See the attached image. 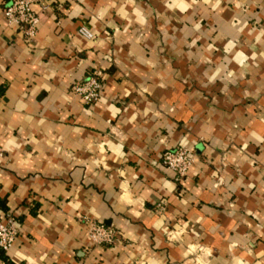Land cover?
I'll return each instance as SVG.
<instances>
[{"label": "crops", "instance_id": "crops-1", "mask_svg": "<svg viewBox=\"0 0 264 264\" xmlns=\"http://www.w3.org/2000/svg\"><path fill=\"white\" fill-rule=\"evenodd\" d=\"M47 1L25 39L0 0V264H264V0Z\"/></svg>", "mask_w": 264, "mask_h": 264}, {"label": "built area", "instance_id": "built-area-1", "mask_svg": "<svg viewBox=\"0 0 264 264\" xmlns=\"http://www.w3.org/2000/svg\"><path fill=\"white\" fill-rule=\"evenodd\" d=\"M32 5H37L41 11L49 7L47 0H8L2 9L7 24L16 28L25 39L34 37L39 24L38 14L32 9ZM77 31L87 39L92 37V34L82 26ZM100 87L101 75L95 71L84 80L74 83L70 92L79 96L83 103L91 104L98 100ZM3 152L0 146V157ZM160 161L166 169L173 173L174 180L179 181L186 175L192 164L193 155L186 147L176 146L165 149L161 153ZM161 209L162 205L156 204V210ZM80 221L86 227V236L91 245L109 246L118 238L119 232L110 225H104L88 217H83ZM16 234L17 226L13 218L8 214L0 218L1 250L6 251L10 248Z\"/></svg>", "mask_w": 264, "mask_h": 264}]
</instances>
